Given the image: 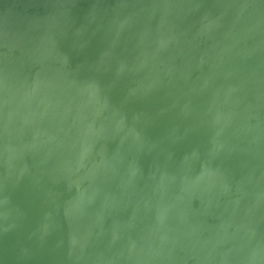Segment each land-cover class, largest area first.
I'll return each instance as SVG.
<instances>
[{
    "label": "water",
    "instance_id": "95a60500",
    "mask_svg": "<svg viewBox=\"0 0 264 264\" xmlns=\"http://www.w3.org/2000/svg\"><path fill=\"white\" fill-rule=\"evenodd\" d=\"M256 246L264 0H0V264H246Z\"/></svg>",
    "mask_w": 264,
    "mask_h": 264
},
{
    "label": "rangeland",
    "instance_id": "374dc122",
    "mask_svg": "<svg viewBox=\"0 0 264 264\" xmlns=\"http://www.w3.org/2000/svg\"><path fill=\"white\" fill-rule=\"evenodd\" d=\"M244 189H245V187L243 185H238L237 188L234 189L233 195H231V196H235V195L242 196L245 193ZM47 199H48V195L45 196L43 198V201H42L43 207L45 206L44 209H46V210L50 209V207L52 205V203L47 202ZM48 201L51 202V199H48ZM169 204H170V207L172 205L175 206V204H173V203H169ZM229 204L230 203L225 202V200H223V198H217L216 202L213 205L216 208H222L223 206H226V205H229ZM234 205H239V203L238 204H234ZM193 206H196V205H193ZM214 212H216V211H214ZM184 220H185V213H183V211H180V212L167 214L164 217V222L163 223H165L166 226L177 227V226H180L182 224V222H184ZM93 233H94V224L92 226H90L88 228V231H87V234H88L87 238H91V241H92ZM45 239H46V236L42 233V241H44ZM96 252H97L96 250H92V248H91L89 252H83V253L84 254H91L92 258H93L94 254ZM69 254H70L71 259H72V260L70 259V263L73 264L74 263L73 255L81 254V251H80L79 248H77L75 250L71 249ZM69 254H63V255L65 256L66 259H68ZM56 255H58V254H44V256H46L48 258L54 257ZM246 259H247V263L246 264H264V254H261V250H260L259 246H256L254 248L252 254L247 255ZM56 264H58V262Z\"/></svg>",
    "mask_w": 264,
    "mask_h": 264
}]
</instances>
